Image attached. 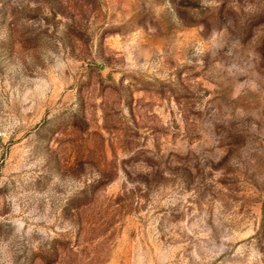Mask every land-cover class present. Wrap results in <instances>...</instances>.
I'll use <instances>...</instances> for the list:
<instances>
[{
  "label": "rangeland",
  "instance_id": "obj_1",
  "mask_svg": "<svg viewBox=\"0 0 264 264\" xmlns=\"http://www.w3.org/2000/svg\"><path fill=\"white\" fill-rule=\"evenodd\" d=\"M0 264H264V0H0Z\"/></svg>",
  "mask_w": 264,
  "mask_h": 264
}]
</instances>
